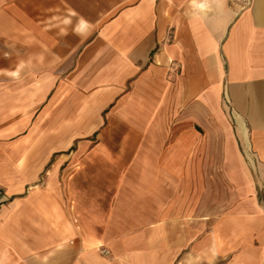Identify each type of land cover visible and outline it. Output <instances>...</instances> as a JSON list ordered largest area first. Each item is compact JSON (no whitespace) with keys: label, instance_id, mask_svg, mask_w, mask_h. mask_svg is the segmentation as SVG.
<instances>
[{"label":"crops","instance_id":"0c3cea01","mask_svg":"<svg viewBox=\"0 0 264 264\" xmlns=\"http://www.w3.org/2000/svg\"><path fill=\"white\" fill-rule=\"evenodd\" d=\"M0 264H264V0H0Z\"/></svg>","mask_w":264,"mask_h":264},{"label":"built area","instance_id":"2783aa9c","mask_svg":"<svg viewBox=\"0 0 264 264\" xmlns=\"http://www.w3.org/2000/svg\"><path fill=\"white\" fill-rule=\"evenodd\" d=\"M102 252H103V253H105V254H107V253H108V251H107V250H102Z\"/></svg>","mask_w":264,"mask_h":264}]
</instances>
